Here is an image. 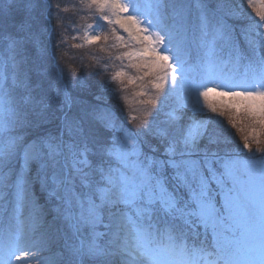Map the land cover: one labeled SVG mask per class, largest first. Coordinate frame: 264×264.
<instances>
[{
  "label": "snow or ice",
  "instance_id": "snow-or-ice-1",
  "mask_svg": "<svg viewBox=\"0 0 264 264\" xmlns=\"http://www.w3.org/2000/svg\"><path fill=\"white\" fill-rule=\"evenodd\" d=\"M53 6L0 0V264H264V0H81L108 30L73 47L121 62L99 93L67 81Z\"/></svg>",
  "mask_w": 264,
  "mask_h": 264
},
{
  "label": "trees",
  "instance_id": "trees-1",
  "mask_svg": "<svg viewBox=\"0 0 264 264\" xmlns=\"http://www.w3.org/2000/svg\"><path fill=\"white\" fill-rule=\"evenodd\" d=\"M66 1H68L66 3ZM52 0L54 5L52 8L53 13H58L59 17L62 18V22L58 24L56 16L53 17L52 24L56 27V33L53 37V44L59 41L61 38L64 39V43L57 50V54L61 58V65L65 70V77L68 82L76 80L74 76L77 74V71L82 74V79L79 82H83L87 87L91 88L92 91L99 93L101 91V85L109 83V76L115 69L119 68L121 64L120 61L110 60L106 52H101L100 47L106 46L103 44V41L99 45L84 46V47H73L75 44H83L82 38L73 39L74 36L82 37V32L85 28V13L82 12V8L78 6L79 0ZM71 1V4H68ZM43 3L44 0H42ZM66 3V4H65ZM59 4L63 11L55 12V5ZM63 4H65L64 8ZM69 5V6H68ZM84 14V15H83ZM90 12L87 18L91 19ZM90 16V17H89ZM89 19V20H90ZM96 20V19H95ZM112 40L107 42V45H111ZM112 56H115L117 53L116 49L111 50ZM99 60V63H97ZM108 65V72L103 71L104 65ZM81 71V72H80ZM95 73V75H93ZM115 82L110 83V87L117 92V96H122L125 93V88L119 84L116 86ZM123 88V91L121 89ZM117 96H111L109 98V104L117 108V111L120 113L122 119L129 117L128 108L121 103V100ZM133 123H135L133 121ZM131 127V125H129ZM39 195V193H38ZM39 203L43 204L44 201L41 198ZM1 228V225H0ZM1 232V231H0Z\"/></svg>",
  "mask_w": 264,
  "mask_h": 264
},
{
  "label": "rangeland",
  "instance_id": "rangeland-1",
  "mask_svg": "<svg viewBox=\"0 0 264 264\" xmlns=\"http://www.w3.org/2000/svg\"><path fill=\"white\" fill-rule=\"evenodd\" d=\"M44 2H47V0H44ZM67 2L68 1H66V3ZM71 3L72 2L69 1L68 4H71ZM79 3L80 4H78V6L81 7V0H79ZM65 4H63V7L65 6ZM233 6L238 8L239 10H243L246 14L251 13V9H249L248 6H247V0H233ZM64 8H66V7H64ZM54 11L58 12L57 8H54ZM82 12L85 13L84 26L89 25V24L95 26L97 23H99V24L103 25V31L107 32L108 25L104 21L98 19V14H94V12H91L93 14L91 15V19L89 18L90 19L89 20L87 18L88 17L87 15L90 14V12L87 9H82ZM97 30H99V29H97ZM84 31H85V28H84V30L82 32V36H83ZM89 31L91 32L92 30H89ZM77 41H78V43L80 42L79 38H78ZM109 41H111V39ZM82 43H83V40H82ZM112 43H113V41H112ZM103 44H105V43L103 42ZM75 45H78V44H75ZM117 51H120V50H117ZM193 58H195V53L193 54ZM119 67H120V65H119ZM118 69L119 68H117L115 70H118ZM126 71H128L131 75H136V73L132 69H126ZM74 78L79 82V80L82 79V74H80L77 71V74L74 76ZM115 83L117 84L116 86H119V84H120L119 82H115ZM125 85H126V81H125V84H123V85L121 84V86H123V88H125V91H124L125 93H123L122 96L123 97H127V103L126 104L123 103V102H121V103L125 106V108H128L129 117H136V120H134V122H136L140 118H142L144 109L146 107L145 105L140 104L138 101L142 100V99H146V97H137V96L134 95L135 92L140 90L139 87L125 86ZM119 88H120V86H119ZM209 115H211V114H209ZM223 119L225 120V123H226L227 122V112H226L225 117ZM236 123H237V129H233L229 133V135H231L232 138H233L232 143L229 145V147L242 149L243 145H242V142H241V138L243 136H245V135H248L249 122L247 120H243L242 118H237ZM238 129H239V131H237ZM260 139L262 141H264V135H262L260 137ZM262 146H264V145H262ZM255 147H257V145L253 144V148H255ZM27 212H28V210L26 209L25 210V215H27ZM7 225H8V220H7V217L5 216L2 226H3V228H6ZM0 236H1L0 238H2L3 233L2 234L0 233Z\"/></svg>",
  "mask_w": 264,
  "mask_h": 264
}]
</instances>
